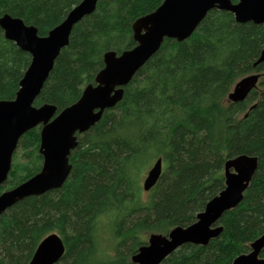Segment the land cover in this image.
<instances>
[{"label": "trees", "instance_id": "1", "mask_svg": "<svg viewBox=\"0 0 264 264\" xmlns=\"http://www.w3.org/2000/svg\"><path fill=\"white\" fill-rule=\"evenodd\" d=\"M80 1L0 0V16L20 17L47 35ZM162 2L99 0L74 26L34 104L50 103L59 112L76 102L95 83L104 54L134 47V21ZM263 48L264 24L238 22L217 8L187 39L166 38L122 100L78 134L64 184L27 196L0 216V264H28L54 232L65 243L55 264H135L132 256L151 233L196 220L225 187L226 160L241 154L257 156L258 168L241 203L218 222L222 233L207 245L187 243L160 264H229L249 252L264 233V63L254 65ZM31 58L0 27V100L15 98ZM254 72L261 78L248 97L228 100L235 83ZM40 131L38 125L20 138L0 193L41 170ZM158 158L162 174L146 191L142 174Z\"/></svg>", "mask_w": 264, "mask_h": 264}, {"label": "water", "instance_id": "2", "mask_svg": "<svg viewBox=\"0 0 264 264\" xmlns=\"http://www.w3.org/2000/svg\"><path fill=\"white\" fill-rule=\"evenodd\" d=\"M99 0H81L47 35H40L35 25L5 13L0 27L5 37L31 55L20 88L14 99L0 100V185L8 178L13 156L20 138L40 125L39 152L43 156L41 170L20 184L0 193V216L14 204L31 195H40L60 188L70 175V156L78 146V134L98 122L106 109L112 108L124 96V88L141 67L160 49L166 38L183 41L190 37L206 14L214 9L227 10L238 22L264 24V0H163L152 12L136 19L132 25L134 47L121 53L107 51L104 67L95 83L86 85L80 98L57 112L50 103L36 106L35 100L48 79L56 58L69 44L74 26L92 14ZM264 63V48L254 65ZM260 72L239 79L228 94L233 102L245 100L257 87ZM258 168V157L241 154L225 162V187L197 214L187 226H175L168 234L151 233L145 244L132 256L135 264H160L166 257L187 243L207 245L223 231L218 224L224 213L237 207L244 198ZM163 171L162 158L149 169L144 180L148 191ZM251 250L234 258L229 264H264V233L250 245ZM65 252L62 237L54 232L38 244L28 264H55Z\"/></svg>", "mask_w": 264, "mask_h": 264}, {"label": "rangeland", "instance_id": "3", "mask_svg": "<svg viewBox=\"0 0 264 264\" xmlns=\"http://www.w3.org/2000/svg\"><path fill=\"white\" fill-rule=\"evenodd\" d=\"M154 163V161L151 163V165L149 166V168L152 166V164ZM149 168L148 169H146L145 171H144V173L142 174V180H141V182H142V185H143V183H144V180H145V178L147 177V174H148V171H149ZM146 194H148V193H146ZM107 232V231H106ZM102 243H103V247L107 250H109V247L107 246V239H106V233L105 232H103L102 231ZM149 237V236H148ZM148 237H147V240H148ZM109 240L113 243V239H112V235H109ZM111 250V249H110Z\"/></svg>", "mask_w": 264, "mask_h": 264}, {"label": "flooded vegetation", "instance_id": "4", "mask_svg": "<svg viewBox=\"0 0 264 264\" xmlns=\"http://www.w3.org/2000/svg\"><path fill=\"white\" fill-rule=\"evenodd\" d=\"M234 2H236V0H233ZM235 16V15H234Z\"/></svg>", "mask_w": 264, "mask_h": 264}]
</instances>
